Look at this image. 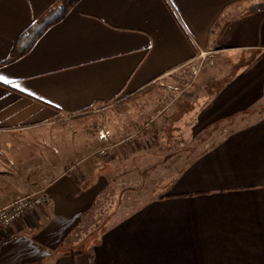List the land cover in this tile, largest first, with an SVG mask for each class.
<instances>
[{"label":"crops","instance_id":"crops-1","mask_svg":"<svg viewBox=\"0 0 264 264\" xmlns=\"http://www.w3.org/2000/svg\"><path fill=\"white\" fill-rule=\"evenodd\" d=\"M58 2L0 0V209L43 199L0 264H264V0H76L4 64ZM203 50L238 65L172 144L82 124Z\"/></svg>","mask_w":264,"mask_h":264},{"label":"rangeland","instance_id":"rangeland-1","mask_svg":"<svg viewBox=\"0 0 264 264\" xmlns=\"http://www.w3.org/2000/svg\"><path fill=\"white\" fill-rule=\"evenodd\" d=\"M221 51H218L217 56L209 54L199 57L185 67L167 72L145 93L125 100L117 107L113 105L93 112L81 120L82 124H88L87 127L94 128L96 132L99 128L108 130L110 137L107 139L119 145L130 143L134 149L139 145L145 148L149 146L150 154L155 149L153 145L157 143L160 146L172 144L177 134L182 136L186 133L184 130L190 120L189 114L205 104L209 92L220 90L223 87V77L236 69L237 55L228 57L222 55L226 51ZM231 56L235 58L232 59ZM222 57L225 60L224 67L216 63V58ZM195 62L196 67L193 68L191 64ZM147 131L150 136H147ZM103 150L108 151L105 148Z\"/></svg>","mask_w":264,"mask_h":264},{"label":"trees","instance_id":"trees-1","mask_svg":"<svg viewBox=\"0 0 264 264\" xmlns=\"http://www.w3.org/2000/svg\"><path fill=\"white\" fill-rule=\"evenodd\" d=\"M75 1L76 0H59L57 4L49 8L41 17L31 23L17 38L11 54L4 64L12 63L28 53L37 38H39L49 26L60 21L67 13L69 6Z\"/></svg>","mask_w":264,"mask_h":264},{"label":"built area","instance_id":"built-area-1","mask_svg":"<svg viewBox=\"0 0 264 264\" xmlns=\"http://www.w3.org/2000/svg\"><path fill=\"white\" fill-rule=\"evenodd\" d=\"M209 54L214 55V52L200 51L195 59L197 60L199 57H206V55ZM191 65L193 68H195L196 62ZM109 135L110 132L108 130H100L98 132L99 140H105ZM42 203L43 199L41 197L25 195L15 200V202L10 207L0 209V232L11 228L22 218V216L35 209L37 206L42 205Z\"/></svg>","mask_w":264,"mask_h":264}]
</instances>
